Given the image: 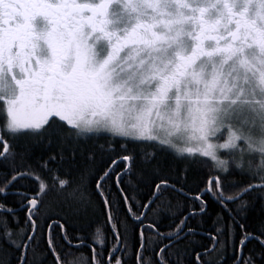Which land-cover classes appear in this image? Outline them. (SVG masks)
<instances>
[{"label":"snow or ice","instance_id":"6c2138e0","mask_svg":"<svg viewBox=\"0 0 264 264\" xmlns=\"http://www.w3.org/2000/svg\"><path fill=\"white\" fill-rule=\"evenodd\" d=\"M0 118V264H264V0H0Z\"/></svg>","mask_w":264,"mask_h":264},{"label":"trees","instance_id":"16d2710c","mask_svg":"<svg viewBox=\"0 0 264 264\" xmlns=\"http://www.w3.org/2000/svg\"><path fill=\"white\" fill-rule=\"evenodd\" d=\"M0 122H2V118H0ZM99 143L103 144L105 143V141L101 139ZM204 171L207 172V169L205 168ZM125 180H127V177L125 178ZM147 193H148V189L141 186V191L139 195L146 196ZM249 199H252V205L249 208L247 215L244 217H238L237 219L240 221V223H244L249 230H254V229H258L261 226V222L264 221V213L261 212L262 206L258 200H255L251 197ZM214 214H215V211H212L210 216L206 219L205 223L203 224L202 227L205 232L213 230L212 217L214 216ZM24 215H25L24 210H20L19 216L21 218V222H23ZM93 219L94 220L99 219L100 222L103 223L102 217H96ZM196 223H197L196 221H193V224H196ZM167 225H168V221L165 220L162 223V228L166 229ZM94 227H95L94 224L89 225V223L87 222L77 221L69 228V231L73 232V235H75L78 232L79 235H81L82 237H85L86 246L81 248L80 252H82L89 258L91 257L92 252H91V248L87 247V245L92 242L90 233L94 230ZM236 231L238 234L239 229L237 228ZM197 239L200 240L202 243H205V244L208 243L206 236H203V237L198 236ZM42 247H44V245H42ZM249 247H251V245ZM234 255H235L234 251L232 249H229L224 257L225 264H233ZM127 259L129 261V264H135V261H134V258L131 252L129 253V256L127 257Z\"/></svg>","mask_w":264,"mask_h":264}]
</instances>
